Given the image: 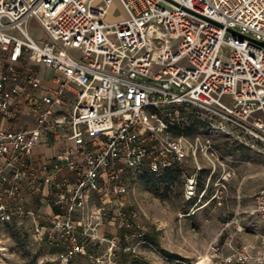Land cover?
I'll return each instance as SVG.
<instances>
[{"label":"built area","instance_id":"obj_1","mask_svg":"<svg viewBox=\"0 0 264 264\" xmlns=\"http://www.w3.org/2000/svg\"><path fill=\"white\" fill-rule=\"evenodd\" d=\"M114 3L123 17L106 22ZM32 20L47 40L30 36ZM257 43L264 0H0V231L30 219L69 264L100 242L105 206L130 227L133 181L185 166L186 199L201 173L199 199L218 173L219 204L234 172L208 137L184 131L264 146ZM251 214L264 220V188ZM221 264H264V238Z\"/></svg>","mask_w":264,"mask_h":264},{"label":"rangeland","instance_id":"obj_2","mask_svg":"<svg viewBox=\"0 0 264 264\" xmlns=\"http://www.w3.org/2000/svg\"><path fill=\"white\" fill-rule=\"evenodd\" d=\"M121 17L123 12L114 3L105 21L114 22ZM28 32L37 42L47 40L33 20ZM187 131L208 137L234 172L221 190L219 204L211 201L218 173L199 199L208 177L207 172L201 173L200 187L191 200L186 199L184 192L188 166L168 178L163 173L144 175L133 181L126 196V207L135 214L127 222L130 227L117 216L114 207L105 206V216L98 227L100 242L88 243L86 256L69 264H196L200 257L207 264H221L230 255L231 247L242 243L254 245L264 238V220L251 214L253 196L264 188V146L232 131L191 128ZM48 212L49 208L41 205V215ZM85 223H91L88 215ZM33 229L34 222L30 219L16 220L3 227L0 264H59L56 249L36 242ZM144 235L157 246L147 242ZM125 247L130 250H124Z\"/></svg>","mask_w":264,"mask_h":264},{"label":"trees","instance_id":"obj_3","mask_svg":"<svg viewBox=\"0 0 264 264\" xmlns=\"http://www.w3.org/2000/svg\"><path fill=\"white\" fill-rule=\"evenodd\" d=\"M184 133L185 134H190V132L189 131H184ZM174 172H177V171H167V172H164L163 173V177H170L172 174H174ZM154 176V175H153ZM144 239L147 241V242H149V243H151V244H155L156 246H157V244H156V242L154 241V240H152L151 238H149L148 236H145L144 235ZM123 240H124V238H123ZM161 252V254H166L164 251H160ZM172 258H175V256H172Z\"/></svg>","mask_w":264,"mask_h":264},{"label":"bare ground","instance_id":"obj_4","mask_svg":"<svg viewBox=\"0 0 264 264\" xmlns=\"http://www.w3.org/2000/svg\"><path fill=\"white\" fill-rule=\"evenodd\" d=\"M196 264H207L205 258L200 257L199 259H197Z\"/></svg>","mask_w":264,"mask_h":264},{"label":"water","instance_id":"obj_5","mask_svg":"<svg viewBox=\"0 0 264 264\" xmlns=\"http://www.w3.org/2000/svg\"><path fill=\"white\" fill-rule=\"evenodd\" d=\"M257 45L264 48V43H257Z\"/></svg>","mask_w":264,"mask_h":264}]
</instances>
